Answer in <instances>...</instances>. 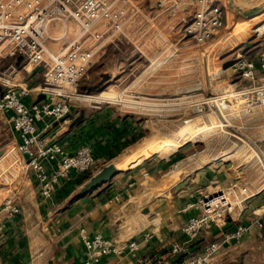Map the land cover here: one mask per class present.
Here are the masks:
<instances>
[{
  "label": "built area",
  "instance_id": "obj_1",
  "mask_svg": "<svg viewBox=\"0 0 264 264\" xmlns=\"http://www.w3.org/2000/svg\"><path fill=\"white\" fill-rule=\"evenodd\" d=\"M224 7L223 0H0V85L3 87L0 111L10 113L12 127L20 137L17 151L25 157V168L35 174L43 195H51L56 185L71 173L88 172L96 162L89 144L69 153L60 141L41 131L39 122L48 119L64 121L72 112V103L86 99L80 91V80L106 54L110 42L116 43L117 38L121 40L122 34L127 36L131 23L143 35L155 32L164 48L172 39L159 28L161 19L168 21V29L178 42H205L226 24ZM72 23L79 25V29L74 37L69 38L67 32L73 29ZM56 25L63 31L54 37L52 30ZM253 36L258 39L259 50L252 51V54L240 53L227 63L229 69L246 81L242 85H233L232 91L219 102L224 113L234 120V117L264 119V19L254 28ZM52 39H63V44L52 47ZM127 40H130L129 36ZM253 48L254 43L249 50ZM19 55L23 59L18 65ZM5 59H11V62L3 67L1 63ZM20 67L30 73L42 68V91L48 95L47 99L27 100L29 88L14 80ZM220 112L224 116L222 110ZM223 125L234 130L222 128L229 135L228 139L222 144L213 141L212 145H217L221 151L218 160L234 164L232 157L219 158L227 151H232L234 156L246 150L250 145V134L232 119L221 122L220 126ZM257 131L264 136V124ZM231 137L238 142L230 140ZM261 142L264 143V139L258 140V144ZM254 143L252 146L255 147ZM246 163L245 167L253 169L251 176H262L259 187L252 189L249 185L234 182L215 190L206 186L195 191L194 199L185 208L193 209L195 213L181 227L185 239L172 242L174 256L181 257L187 251L175 264H210L226 243L240 242L244 238L249 226L240 223L233 229L223 230L221 237L204 243L199 252H190L187 248L212 227L224 228L228 219H239L249 199L264 190V146ZM254 163L258 164V171H254ZM20 210L13 195L3 199L1 212L4 215H15ZM256 224L262 226L263 223L256 220ZM2 227L0 223V231ZM81 234L86 248V257L81 264H98L109 255L136 254L140 247L135 239L116 242L102 233L89 235L85 228L81 229ZM145 237L148 240L152 234L147 233Z\"/></svg>",
  "mask_w": 264,
  "mask_h": 264
},
{
  "label": "crops",
  "instance_id": "obj_2",
  "mask_svg": "<svg viewBox=\"0 0 264 264\" xmlns=\"http://www.w3.org/2000/svg\"><path fill=\"white\" fill-rule=\"evenodd\" d=\"M10 61L5 59L4 66ZM39 72L27 78L30 73L20 67L14 75V80L20 86L29 88V102L44 99L43 83L39 84L36 77ZM116 76L106 75L102 85H107ZM120 76L121 73L118 80ZM82 110V121L74 124ZM101 114V110L73 102L68 119H48L39 122V127L51 139L60 141L69 153L75 152L83 144H89L96 158L94 173L109 165L110 161L118 165L122 158L132 155L139 148H144L141 152L144 155L132 157L136 161L128 169L112 167L118 171L111 179L83 195H78V192L89 179L85 178V173H71L56 185L51 195L45 196L30 170L15 186L12 194L21 208L20 212L6 216L0 208V223L3 224L0 231V264H81L86 257L82 228L89 235L102 233L116 242L135 239L140 244L136 254L109 255L98 264H175L187 251L181 257L174 256L171 253L172 242L185 239L181 227L195 213L193 209L185 208L194 199L198 188L213 184L223 187L234 182L249 185L252 189L260 186L256 177L251 176L252 168L244 166L242 169L240 165H235L236 162L218 160L221 151L217 145L210 143H206L198 155L176 163L174 169L160 180L150 174L157 169L150 156L162 151L148 153L149 147L156 142L138 140L143 131L136 116L122 114V125L109 128L103 123L104 120L96 119ZM9 115V112L0 111V138L5 141L7 139L3 136L6 135L8 141L16 145L20 137L13 129ZM263 139L261 131L250 132L246 158L257 155V151L264 146L263 142L258 144V140ZM232 156V151H227L219 159L226 160ZM143 157L145 166L140 168L141 172H136L135 166ZM226 164L231 167L222 169L221 165ZM239 172H243L242 177L237 176ZM145 182L150 185L144 186ZM154 187L163 188V191H154ZM258 194L249 199L239 219L230 218L224 228L214 226L205 231L187 246L188 251H201L204 243L221 237L223 230L243 223L249 226L244 238L240 242L226 243L210 264H264V203L254 201L260 198ZM256 220H260L262 226L256 224ZM147 233H151L152 238L147 240Z\"/></svg>",
  "mask_w": 264,
  "mask_h": 264
},
{
  "label": "rangeland",
  "instance_id": "obj_3",
  "mask_svg": "<svg viewBox=\"0 0 264 264\" xmlns=\"http://www.w3.org/2000/svg\"><path fill=\"white\" fill-rule=\"evenodd\" d=\"M223 2L227 14L226 24L207 41L178 42L168 29V21L161 19L158 21L159 28L172 39L171 43L163 48L155 32L143 35V32L129 23L127 36L130 40L122 34L121 40L117 38L116 43L110 42L106 54L100 59L103 62L96 64L80 80V91L86 99L74 102L83 107L101 110V117L96 119L104 120L103 123L107 127L122 125V114H133L138 124L142 126L143 133L140 134L139 141L152 140L157 143L171 138L176 141L175 143H180L177 147L148 150V153L162 151L149 155L157 165L156 171L150 174L156 175L160 180L174 169L176 163L185 162L188 157L198 155L206 143L213 144L215 141L220 144L226 141L229 135L224 133L222 128L226 131L234 130L228 125H223L211 134L202 135L203 127L212 123L220 125L221 122L232 119L234 124L243 126L241 129L250 134L264 124V119L261 118L258 120L247 117L240 119L234 117L236 120L231 116L229 118L226 112L224 113V108L219 105L220 99L232 91L233 85L246 83L228 68L227 63L240 53L252 54V51H257L261 47L257 42L258 39L253 35L255 26L264 19V9L259 12L264 7V0H223ZM234 8H238L239 12ZM71 25L73 29L67 32L69 38L74 37L79 29L76 23ZM62 31L61 27L56 25L52 35L56 37ZM248 42L254 43L255 48L249 50ZM62 44L63 39H52L50 42L52 47ZM169 54H172L171 57L166 59ZM161 58L164 60L163 63L152 68L153 62ZM4 65H6L4 62L1 63V66L5 67ZM120 73L121 79L118 80ZM32 75L31 72L27 78ZM106 75L117 76L107 85H102ZM36 77L39 84L44 83L42 72L37 73ZM221 110L224 116L221 115ZM3 138L7 140L0 138V152L3 154L0 155V208L3 199L14 194L15 186L19 185L25 174L30 173V170L25 168V157L17 151L15 142L8 141L6 135ZM233 139L236 138H230ZM223 148L229 149V146ZM245 153L244 149L232 156L235 165H240L242 169L248 164ZM144 159L145 157L135 166L136 172H141L140 168L145 166ZM114 166L113 161H110L105 167ZM221 166L222 169L231 167L227 164ZM257 166L253 167L254 171L259 170ZM96 168L93 166L89 170L91 175ZM242 173L239 172V175L237 173V176L242 177ZM254 176L261 185L262 176ZM143 185L150 184L145 182ZM214 185L217 184L211 185V190L221 187L217 185L214 188ZM160 187H154L153 190L163 191ZM259 194L260 198L254 201L264 203V191L263 193L260 191Z\"/></svg>",
  "mask_w": 264,
  "mask_h": 264
},
{
  "label": "bare ground",
  "instance_id": "obj_4",
  "mask_svg": "<svg viewBox=\"0 0 264 264\" xmlns=\"http://www.w3.org/2000/svg\"><path fill=\"white\" fill-rule=\"evenodd\" d=\"M264 9V7L261 9V10H259V12L260 11H262ZM234 10L235 11H237V12H239V10H238V8H234ZM259 12H257V13H259ZM241 14L243 13V12H240ZM259 23H261V22H259ZM258 23V24H259ZM257 26V25H256ZM255 26V27H256ZM171 55L172 54H169L168 56H166V59L168 58L169 59V57H171ZM163 59L161 58V59H157V60H155L154 62H153V65H152V68H156V67H158L159 65H161L162 63H163ZM224 72H225V69H224ZM219 126L220 125H218L217 123H212V124H209V125H207V126H205V127H203L202 129H201V133H202V135H208V134H210V133H213V132H215L216 130H218V128H219ZM184 134L186 133V131H184L183 132ZM195 137H196V135H195ZM176 141H174L173 139H171V138H166V139H163V140H161V141H159L158 143H156V144H153L151 147H149V149H151V148H153V149H158V148H160V147H163V148H165V147H170V146H175V147H177L180 143H175ZM142 151H144V148H139L136 152H134L132 155H127V156H125L124 158H122V160L120 161V163H118V165H116L115 167H117V168H121V169H128V167L133 163V162H135L136 160H132L131 158L132 157H134V156H137L138 158L140 157V156H143L144 154H141V152ZM227 153V152H226ZM228 154H229V156H230V153L228 152ZM224 155H225V153H224Z\"/></svg>",
  "mask_w": 264,
  "mask_h": 264
},
{
  "label": "water",
  "instance_id": "obj_5",
  "mask_svg": "<svg viewBox=\"0 0 264 264\" xmlns=\"http://www.w3.org/2000/svg\"><path fill=\"white\" fill-rule=\"evenodd\" d=\"M251 42L247 43V47L248 49L252 47ZM23 56L19 55L18 56V60H17V64L19 65L20 62L22 61ZM41 67L38 69L41 71ZM3 93V87L2 85H0V94ZM44 99L48 98V95H44L43 96ZM41 99H39L38 101H40ZM84 117V111L82 110L81 114L75 119L74 124L75 123H79L82 121ZM2 152H0L1 155ZM118 171V169L116 168H112V167H103L101 168L99 171H97L96 173L92 174L89 179L84 183V185L82 186V188L80 189V191L78 192V195H83L87 192H90L92 189H94L96 186L100 185L101 183L108 181L109 179L112 178V176ZM157 264H162L161 262L157 263Z\"/></svg>",
  "mask_w": 264,
  "mask_h": 264
},
{
  "label": "trees",
  "instance_id": "obj_6",
  "mask_svg": "<svg viewBox=\"0 0 264 264\" xmlns=\"http://www.w3.org/2000/svg\"><path fill=\"white\" fill-rule=\"evenodd\" d=\"M91 176V171L85 173V178H89Z\"/></svg>",
  "mask_w": 264,
  "mask_h": 264
}]
</instances>
